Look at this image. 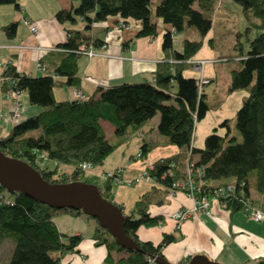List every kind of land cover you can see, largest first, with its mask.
Segmentation results:
<instances>
[{
    "label": "trees",
    "instance_id": "16d2710c",
    "mask_svg": "<svg viewBox=\"0 0 264 264\" xmlns=\"http://www.w3.org/2000/svg\"><path fill=\"white\" fill-rule=\"evenodd\" d=\"M74 1L78 4L56 12L60 22L74 24L82 19L86 23L84 28L88 30L95 22L119 16L123 25L128 20L140 23L138 37H156L159 33L158 24L152 18V0ZM217 1L220 3V0H159L155 15L171 28L164 33L162 43L166 58L157 63L152 80L101 86L83 99L57 100L54 95L57 83L80 87V47L98 48L104 44L99 37L85 38L81 31L67 25L69 35L57 46L60 51L53 69L45 65L44 57L40 61L46 69L40 75L21 71L15 64L8 67L14 87L27 91L29 102L40 106L41 110L17 120L7 135H0L1 152L28 162L51 182L82 180L94 183L103 197L114 201V181L87 174L81 170L80 164L88 161L94 166L103 165L106 157L128 142L132 133L159 114L157 130L165 138L164 143L187 150L185 166L189 161H195V166H204L203 175L208 181L205 187L236 185L235 195L220 198L226 202L228 210L232 213L242 210V199L255 202L250 195L251 188L264 194V31L256 32L254 36L250 32L253 28L264 27V0H235L243 14L251 19V24L244 31L248 48L245 49L239 41L240 53L231 56L236 67L231 70L228 88L230 92L248 91L235 114V126L242 140L239 141L232 133L230 119H225L220 123L228 129L225 134L215 130L206 136L203 147L193 145L196 123L207 114L210 104L197 84L200 77L185 76L184 71L193 66L189 60L201 49L205 36L213 28ZM0 4H13L20 8L19 0H0ZM16 25V22H11L4 26V30L12 36ZM190 28H195L200 37H186L182 48L176 49L174 34L188 33ZM59 76L65 80L60 81ZM101 119L114 124L115 132L111 138L106 136ZM35 131L39 133L31 134ZM158 144L157 140L144 139L140 146L141 154L148 156ZM41 155L56 164H43L45 158ZM179 157V154H174L156 160L150 170L151 178L172 187L174 180L185 174L178 168ZM59 165H71L73 168L65 170ZM216 181L218 184L212 183ZM205 187L199 194L211 196ZM119 205L124 210L123 205ZM149 205L150 196L144 194L125 218V232L135 239L139 249H125L94 219V245L107 249L101 264H150L151 257L164 256L163 248L177 239L175 233H165L159 243L143 240L137 233L141 226H155L162 218L152 215ZM56 211L86 215L82 210L52 208L23 192L9 191L0 184V242L7 237L15 241L10 260L0 264H81L82 258L77 262L75 255L84 235L61 232L54 220ZM69 254L72 257L65 260ZM257 264H264V256L257 260Z\"/></svg>",
    "mask_w": 264,
    "mask_h": 264
},
{
    "label": "crops",
    "instance_id": "0c3cea01",
    "mask_svg": "<svg viewBox=\"0 0 264 264\" xmlns=\"http://www.w3.org/2000/svg\"><path fill=\"white\" fill-rule=\"evenodd\" d=\"M19 3V9L13 4H0V60L11 61L21 71L40 75L42 72L38 69L37 63L41 58L44 57L45 65L52 69L55 62L58 61L57 53L60 50H53V48L67 40L69 35L66 29L67 25L81 31V35L85 38L99 37L104 44L96 48L97 54L92 57L82 54L79 58L81 77L79 88L87 96L94 94L97 88L101 86L152 80V72L157 63L166 58L162 43L164 33L171 26L165 24L154 13L152 18L158 24V35L156 37H138L136 34L141 28L140 23L128 20V27L120 25L121 18L119 16H111L105 21L95 22L88 30L84 28L86 23L82 19H78L74 24L60 22L55 16L56 12L62 8L69 9L73 5H77L78 2L74 0H19ZM26 19L30 20L31 25H36L38 30L32 31L31 26L26 23ZM11 22L17 23L16 32L12 36L4 30V26ZM211 36L212 29L205 36L201 49L193 56L195 60H207L203 70L199 71L193 66H189V69H192L188 70L187 68L184 71L185 76L188 77L199 78L205 75L211 78L210 83L204 86V93L207 95L209 104H211L210 96L220 102L222 101L221 95L225 96V99L227 96L233 97L235 93L230 94L228 88L231 70L236 67V61H232L234 58L221 53L215 38ZM186 37L190 38L189 34L185 32L174 34L176 49L182 48ZM212 38L214 40L211 44ZM58 79L64 81L65 77L59 76ZM73 90V87L57 83L54 86L55 98L57 100L71 99ZM218 90H220V96L216 97ZM238 93L241 94L242 98L245 97L244 93ZM20 99L24 106L22 118L40 112V106L29 102L27 91L21 92ZM234 100L235 98H232L229 101L232 104ZM10 106L11 102L6 99L4 89L0 87L1 136L7 135L16 123V120H10L7 117ZM158 116L159 114H156L139 130L132 133L128 142L117 147L106 157L103 165L95 166L94 170L100 172L122 168L123 178L134 179L141 173L144 166V161L137 158L136 154L144 139H153L159 141V144L153 148L145 160L155 162L163 157L179 154L178 168L183 172L187 150L164 143L165 138L157 130ZM221 121L222 117L218 118V115H213L207 125H202L201 134L208 135L213 130L222 134L219 132ZM100 124L106 136L111 138L115 132L114 124L105 119H101ZM38 133L35 131L31 134ZM134 142L139 145V148L136 152H131L129 150L130 144ZM193 145L196 146L195 142ZM195 158L198 156L195 155ZM49 162L56 164L54 161L49 160ZM64 166L65 170L73 168L71 165ZM212 183L218 184V181ZM155 184V182L146 181L135 185L115 183L113 199L118 204L123 205L127 214L144 194L150 196L149 211L152 215H160L162 218L155 226H141L137 233L141 239L151 240L155 243H159L165 233H175L176 241L163 248V254L170 262L183 263L191 256L202 253L223 264H257V260L264 256V220L255 221L249 218L243 209L232 213L218 203H214L212 215L201 211L197 214L191 213L186 219L177 222L172 216L173 213L181 206L192 207L193 200L182 191H178L175 196L169 197L165 189L155 186ZM250 195L255 204L264 209V194L257 192L255 188H251ZM54 220L61 232L84 235L77 256L75 255L77 262L81 258L86 259L87 264H101L103 262L107 249L103 246L94 245L92 235L96 225L95 220L84 218L82 215L77 216L63 212L55 214ZM71 257L70 254L66 255L65 260Z\"/></svg>",
    "mask_w": 264,
    "mask_h": 264
},
{
    "label": "water",
    "instance_id": "95a60500",
    "mask_svg": "<svg viewBox=\"0 0 264 264\" xmlns=\"http://www.w3.org/2000/svg\"><path fill=\"white\" fill-rule=\"evenodd\" d=\"M0 184L9 191L26 195L55 209L82 210L98 221L101 227L125 249H139L135 239L125 232L126 212L121 206L103 197L96 184L75 180L51 182L28 162L6 155L0 150ZM157 264H175L164 256L155 257ZM185 264H223L206 254H195Z\"/></svg>",
    "mask_w": 264,
    "mask_h": 264
},
{
    "label": "built area",
    "instance_id": "2783aa9c",
    "mask_svg": "<svg viewBox=\"0 0 264 264\" xmlns=\"http://www.w3.org/2000/svg\"><path fill=\"white\" fill-rule=\"evenodd\" d=\"M26 23L31 26L32 31H37L36 25H31L30 20L26 19ZM128 27L129 25L126 24ZM59 49L54 47L53 50ZM82 54H86L89 57H92L97 54L96 48L93 46H81L80 52ZM189 62L193 65L195 69L203 70V67L207 60L205 59H190ZM12 65L11 61H4L0 60V87L4 89L5 97L7 100L11 102L10 111L7 113V117L10 120H19L23 117L22 113L24 110L23 103L20 99V94L22 92L21 89L14 87V80L12 75L8 72V67ZM38 69L43 72L45 71L46 67L43 65L41 61L37 63ZM211 80L209 77L202 75L197 84L199 86L200 91H204V85L209 83ZM86 94L81 88H74L73 95L71 98H79L83 99L86 98ZM45 157V155H42ZM138 157H142L141 152L137 154ZM141 173L136 176L134 179H124L123 178V170L122 168L109 170V171H102L101 174H96L99 177L103 178H110L116 184H126V185H135L142 181L150 182L152 180L150 174V170L154 167V162L145 161ZM81 170L86 173H94L95 166L91 162H83L80 164ZM203 168L204 166H195V161H189L186 166L185 174L183 177L177 178L174 182L172 187H167L164 185V189L171 195L175 196L178 190L184 191L188 194L193 200L192 207L181 206L177 211L173 213V217L177 220V222H181V220L186 219L189 217L191 213H199L204 211L208 215H212L213 212V202L217 201L221 203V206L226 208V202H222L220 200L221 197H226L229 195H235L236 193V185L230 183L228 185H219L216 187L208 188L205 187L208 185V181L204 178L203 175ZM197 181V182H196ZM205 187L210 190V195L206 194H199L202 192V188ZM213 194V195H212ZM219 199V200H218ZM243 210L247 214V216L255 221L264 220V210L259 208L255 202L250 199L243 200ZM155 258L151 257L150 261H154ZM81 264H87L86 259L81 260Z\"/></svg>",
    "mask_w": 264,
    "mask_h": 264
},
{
    "label": "rangeland",
    "instance_id": "374dc122",
    "mask_svg": "<svg viewBox=\"0 0 264 264\" xmlns=\"http://www.w3.org/2000/svg\"><path fill=\"white\" fill-rule=\"evenodd\" d=\"M158 2H159V0H152L151 8H152V11L154 14H155V6ZM217 6L218 7L216 9V12L213 15V19H214L213 21L214 22H213L212 36L211 37L215 38V41H216L217 45L219 46V50L221 51V53L226 54L227 56L231 57L233 55L240 53V49H239L240 46L239 45H238L239 47L237 46V43L239 41L242 42V45L245 47V49L248 48V43L246 42V35L244 34V31L246 30V27L251 24V19H248L243 14L241 6L235 0H220V3H219V1H217ZM120 25H123V24H120ZM190 29H193V30H190ZM190 29H189L190 31L188 30V34H189L190 38L200 37L199 34L196 32L195 28H190ZM193 31H195V32H193ZM261 31H264V27H259L256 29L253 28L250 32V35L254 36L256 34V32H261ZM191 32H193V34H191ZM190 69H192V68H190ZM190 69L188 68V70H190ZM198 70L202 71L201 69H198ZM238 92L244 93L245 97L248 94V91L246 89L235 90V91L230 93V94L235 93V94H233V97L227 96V98L225 99V96L221 95L222 96L221 102L218 101V99L215 100V98L210 96L209 101L211 103L210 104L211 108L209 109L208 113L203 118H201L200 120L197 121L196 126H195L193 142H195V145L197 147H203L204 146L205 138L207 135L201 134V127L203 124L207 125L209 123L210 118L213 115H215V116L218 115V118L222 117V121L225 119H230V125L232 128V133L237 135L239 141L242 140V136L235 126L236 111L240 108V106L243 103V98L241 97V94H239ZM219 96H220V90H218L216 97H219ZM232 98H235V100L231 104V102L229 100ZM233 105H234V107H233ZM221 113H224V114H221ZM156 119H158V118H156ZM227 130L228 129L226 126H220V128H219V132L222 134L225 133V131H227ZM214 131L215 130L210 131V133H212ZM216 132H218V131H216ZM173 145H175V144H173ZM138 146L139 145H137L136 142L131 143L129 150L131 152H136L139 148ZM176 147H179V146L176 145ZM139 152H140V150L138 151V153ZM137 154H136V157L139 159H142L144 161L143 164H145L146 163L145 162L146 156L142 155V157H138ZM152 157H154V155H152ZM41 158H45V161L43 164L49 163L50 165H55L52 162H49V160H47L46 157H43L42 155H41ZM40 160L42 161V159H40ZM59 167L61 169L65 168L64 165H59ZM185 170H186V166L184 168V172H185ZM98 173L101 174L102 171L96 172L94 170V173H87V174L96 175ZM100 179H106V178L100 177ZM150 182H155L156 183L155 186H158V187H161L164 189V185L162 183L155 181L153 179ZM178 191H181V190H178ZM182 192H184V191H182ZM167 196L173 197L168 192H167ZM214 203H218L219 205H221V203L217 202V201H214L213 204ZM58 213H61V212H59V211L55 212V214H58ZM194 214H197V213H194ZM212 214H213V212H212ZM82 216L84 218L86 217L90 220H94V218L87 217L84 214ZM14 245H15V241L12 237H7L0 242V262H8L10 260ZM155 261H150V264H153ZM187 262H188V259H187V261H185L183 263L185 264ZM155 264H157V263L155 262Z\"/></svg>",
    "mask_w": 264,
    "mask_h": 264
}]
</instances>
